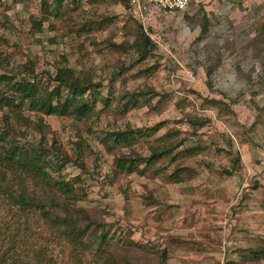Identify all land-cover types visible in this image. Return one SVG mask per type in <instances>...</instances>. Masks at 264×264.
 <instances>
[{
  "label": "rangeland",
  "instance_id": "374dc122",
  "mask_svg": "<svg viewBox=\"0 0 264 264\" xmlns=\"http://www.w3.org/2000/svg\"><path fill=\"white\" fill-rule=\"evenodd\" d=\"M52 1L0 0V74L52 88L66 67L90 74L111 104H97V115L85 120L32 112L27 103L12 111L0 106V129L24 146L44 141L49 151H65L63 159L52 155L64 161L54 177L81 178L86 198L76 205L110 230L111 243L129 236L142 245L138 264H159L154 251L165 252L166 264H264L249 254L264 246V0H196L183 11L152 9L142 17L130 0H74L61 6V18L49 14ZM83 23L87 32L69 31ZM139 30L151 41L143 60L114 46L132 43ZM208 98L232 112L209 107ZM189 119L209 122L190 127ZM159 123L153 137L136 136L131 146L103 143L110 133ZM169 130L184 146L204 148L180 163L194 171L190 180L166 183L163 174L173 168L167 162L115 169L121 158L142 161L148 142ZM22 181L63 215L61 195ZM0 230L1 252L13 246L16 261H28L32 251L44 264L75 261L53 225L3 199Z\"/></svg>",
  "mask_w": 264,
  "mask_h": 264
},
{
  "label": "trees",
  "instance_id": "16d2710c",
  "mask_svg": "<svg viewBox=\"0 0 264 264\" xmlns=\"http://www.w3.org/2000/svg\"><path fill=\"white\" fill-rule=\"evenodd\" d=\"M91 1L100 3L105 0ZM64 2L72 6L75 1L53 0L51 4L53 8L48 10L49 14L61 18L60 10ZM74 9L75 7L69 8V13ZM61 12L64 13L65 9ZM71 21L73 22V17L69 16V22ZM89 27V23H83L78 27L77 25L71 27L69 31L80 34L87 32ZM135 34L132 43H121L114 46L117 50L132 49L140 56V60L146 59L151 41L142 30ZM13 79L11 76L0 74V106L9 108L11 111L19 110L24 103H27L28 110L32 112L85 120L97 115L99 112L96 110L97 104H101L104 108L111 104L109 97L100 93V83L94 82L90 74L76 73L73 69L66 67L57 70L54 79L56 85L52 88H43L34 80L14 81ZM11 82L9 95L7 86ZM205 102L209 107L217 109L221 113L232 112L222 100L208 98L205 99ZM127 104L138 106L133 100H128ZM208 122V119H189L188 124L190 127H202ZM162 125L163 123H159L136 132L110 133L103 143L106 146L109 145V142L131 146L134 144V137H153ZM74 144L79 143L74 142ZM183 144L184 141H177L174 131H166L153 139L152 142H148V155L142 161H139L138 158H121L115 164V169L121 173H132L138 169L140 164H144V168L147 169L156 164L167 162L173 165V168L169 174H163L165 182L181 184L190 180L194 171L180 163L195 157L204 150L201 146H184ZM84 151L85 148L77 146V157L80 158V154ZM55 154L59 155L60 159L66 157L65 151H55L54 149L53 152L49 151L44 141L36 148L32 145L24 146L11 138L8 132L0 129V200L3 199L5 203L15 207L18 211L36 215L41 220L53 225L58 238L70 248V253L75 260L73 264H138L136 256L139 254L137 253H146L144 247L134 242L129 236L120 238L116 243H111L110 230H104L102 223L96 217L76 205L77 202L86 198L81 178L76 176L67 180L61 176L54 177L53 174L64 167V161L59 162V160H55L58 158L52 156ZM237 162L236 158L235 163ZM78 164L83 167V160ZM161 168L160 172L166 170L165 167ZM158 173L159 169L156 170V174ZM10 175L13 178L11 180ZM17 179L18 183H14L17 182ZM23 179L37 180L61 195L64 201L61 211L63 215L59 214L58 210H54L51 205L45 204L31 194L23 183ZM1 236L4 237L5 234H2L0 230V238H2ZM12 249L13 246L3 252L0 250V264H44L39 254L34 251L28 261H16V257H13V253L10 252ZM249 254L256 260L264 261V246L250 250ZM87 255L90 257L83 262L82 257ZM152 256L159 264H166L164 251H154Z\"/></svg>",
  "mask_w": 264,
  "mask_h": 264
},
{
  "label": "built area",
  "instance_id": "2783aa9c",
  "mask_svg": "<svg viewBox=\"0 0 264 264\" xmlns=\"http://www.w3.org/2000/svg\"><path fill=\"white\" fill-rule=\"evenodd\" d=\"M136 7L137 14L142 17L144 13L152 9L165 13H174L185 10L193 1L196 0H130Z\"/></svg>",
  "mask_w": 264,
  "mask_h": 264
}]
</instances>
